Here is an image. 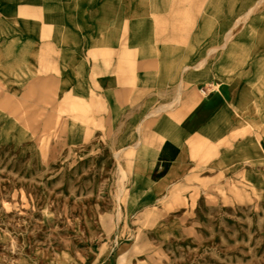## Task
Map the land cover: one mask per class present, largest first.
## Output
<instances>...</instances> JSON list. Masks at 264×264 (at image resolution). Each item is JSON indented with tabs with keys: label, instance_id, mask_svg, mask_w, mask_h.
<instances>
[{
	"label": "rangeland",
	"instance_id": "1",
	"mask_svg": "<svg viewBox=\"0 0 264 264\" xmlns=\"http://www.w3.org/2000/svg\"><path fill=\"white\" fill-rule=\"evenodd\" d=\"M227 11L163 46L151 35L146 112L0 103V264H264V16H239V0ZM239 82L220 135L181 136L171 109L183 93ZM165 140L174 159L158 168Z\"/></svg>",
	"mask_w": 264,
	"mask_h": 264
},
{
	"label": "crops",
	"instance_id": "2",
	"mask_svg": "<svg viewBox=\"0 0 264 264\" xmlns=\"http://www.w3.org/2000/svg\"><path fill=\"white\" fill-rule=\"evenodd\" d=\"M243 1L239 16H264V0L250 9ZM227 14V0H0V103L24 97L55 111L71 97L108 113L146 112L149 65L159 62L148 54L151 35L163 46L165 33L192 30L197 15ZM212 90L197 99L188 89L171 109L181 136L220 135L237 105L231 89ZM174 149L162 143L158 168Z\"/></svg>",
	"mask_w": 264,
	"mask_h": 264
},
{
	"label": "bare ground",
	"instance_id": "3",
	"mask_svg": "<svg viewBox=\"0 0 264 264\" xmlns=\"http://www.w3.org/2000/svg\"><path fill=\"white\" fill-rule=\"evenodd\" d=\"M237 21L238 20H236V22ZM232 34H233L232 32L225 33L224 43L221 45V47H223L224 45H226L228 43V40H229V38L231 37ZM201 64H202V62H198L196 65H194V68L199 67ZM239 84H240V82H239ZM230 87H231V90H232L233 95H234V101H235L236 105L238 106V104L240 105V102H242L241 94L243 92V89H242L243 86H242V84L238 85V84L231 83ZM171 93H169V94L172 95L174 93L173 96H172V99H171L172 101H174L179 96V89L175 90L172 94ZM172 101H169L168 103L170 104ZM258 146H259L258 147L259 148V152L261 153V156L263 157L264 156V145H258ZM236 150L239 151V146H238V148H236ZM236 150H233V151H236ZM229 159H230L229 156H225V159L223 160L224 162H223L222 166H224L225 168H228V166H230ZM233 160H234L235 165H236L239 162V157L238 156H234ZM219 162H220V159H219ZM256 177H257V175H256ZM256 177H254V178H256ZM257 178L264 182L262 176H258Z\"/></svg>",
	"mask_w": 264,
	"mask_h": 264
},
{
	"label": "built area",
	"instance_id": "4",
	"mask_svg": "<svg viewBox=\"0 0 264 264\" xmlns=\"http://www.w3.org/2000/svg\"><path fill=\"white\" fill-rule=\"evenodd\" d=\"M202 93L206 94L209 90H206L205 88H201L200 90Z\"/></svg>",
	"mask_w": 264,
	"mask_h": 264
}]
</instances>
